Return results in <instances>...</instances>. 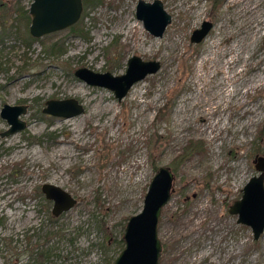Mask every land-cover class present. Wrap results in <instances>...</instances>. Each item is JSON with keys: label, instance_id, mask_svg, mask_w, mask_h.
Returning <instances> with one entry per match:
<instances>
[{"label": "rangeland", "instance_id": "obj_1", "mask_svg": "<svg viewBox=\"0 0 264 264\" xmlns=\"http://www.w3.org/2000/svg\"><path fill=\"white\" fill-rule=\"evenodd\" d=\"M30 1L0 0V109L27 107L26 127L10 135L0 116V264L112 263L160 166L174 179L159 264H264V231L253 239L228 212L264 154V0H161L171 22L160 37L136 18L137 0L83 2L79 33L71 25L39 38L29 34ZM203 20L211 29L191 42ZM54 43L62 53L49 51ZM132 55L160 68L120 100L74 75L122 74ZM69 97L83 113L42 112ZM45 182L75 205L53 216Z\"/></svg>", "mask_w": 264, "mask_h": 264}, {"label": "water", "instance_id": "obj_2", "mask_svg": "<svg viewBox=\"0 0 264 264\" xmlns=\"http://www.w3.org/2000/svg\"><path fill=\"white\" fill-rule=\"evenodd\" d=\"M83 10L82 0H31L29 34L39 38L48 33L75 24ZM135 15L144 29L151 35L160 37L171 22V15L165 10L161 0H137ZM212 23L203 20L190 35L191 42H200L207 35ZM264 47V37H263ZM160 68L157 60H142L132 55L127 60L124 73L113 75L109 71L95 72L86 67L77 68L74 75L91 86L111 90L116 99H122L134 83ZM27 111L26 105L4 104L0 116L6 120L8 128L1 133L7 136L26 127L20 115ZM42 112L69 118L84 112V105L76 98L48 99ZM254 167L256 175L243 185L241 197L228 208L236 215V222L249 226L253 239H258L264 231V154L256 155ZM174 175L167 166H160L152 176L143 198L141 210L128 217L122 234L123 248L112 264H159L162 244L158 237V223L162 208L170 199ZM41 191L52 202L51 213L58 216L72 208L76 198L58 185L45 182Z\"/></svg>", "mask_w": 264, "mask_h": 264}, {"label": "trees", "instance_id": "obj_3", "mask_svg": "<svg viewBox=\"0 0 264 264\" xmlns=\"http://www.w3.org/2000/svg\"><path fill=\"white\" fill-rule=\"evenodd\" d=\"M17 1L19 2L20 0H17ZM83 2H84V7L97 6V5L102 3V0H83ZM16 12H18L19 14H23L24 17L28 18V14H27L26 10L21 11V9L19 8V9H17ZM5 29H6V27L2 26L1 32H4ZM71 30H74L77 33H79V29H78V27L76 25L71 26ZM1 32H0V37H1V34H2ZM49 51L51 53H62L63 52L62 49H61V44L58 45V43H54L53 45H51L49 47ZM104 236H105L106 240L110 239V236L108 234H105ZM116 242L119 244V251H120L123 248V239H122V237L120 239L116 240ZM114 259H115V257L113 258V261H114ZM112 263L109 261L107 264H112Z\"/></svg>", "mask_w": 264, "mask_h": 264}, {"label": "bare ground", "instance_id": "obj_4", "mask_svg": "<svg viewBox=\"0 0 264 264\" xmlns=\"http://www.w3.org/2000/svg\"><path fill=\"white\" fill-rule=\"evenodd\" d=\"M258 1H259V0H258ZM235 2H236V1H235ZM237 2H238V1H237ZM256 2H257V1H256ZM252 3H253V2H252ZM250 5H251V4H250ZM242 7H243V6H242ZM245 7H247V8H250V7H251L250 10L254 9L253 6H249V4L247 5V3H246V6H245ZM243 8H244V7H243ZM247 11H248V10H247ZM254 11H255V10H254ZM251 13H252V12H251ZM259 14H260V13H259ZM127 15H128V14H127ZM254 15H255V14H254ZM250 16H251V15H250ZM129 18H130V17H129ZM122 20H123V19H122ZM120 21H121V20H120ZM126 21H127V20H126ZM121 22H122V21H121ZM121 22H120V23H121ZM124 22H125V20L123 21V23H124ZM127 25H128V24H127ZM130 25H131V24H130ZM130 25H129V26H130ZM139 25L141 26V23H140V22H139ZM122 26H123V25H122ZM132 26H133V25H132ZM141 27H142V26H141ZM117 28H118V27H117ZM128 28L131 29V27H128ZM121 29H122V28H121ZM127 30H128V29H127ZM256 30H257V29H256ZM256 30H255V31H256ZM257 31H258V30H257ZM257 31H256V32H257ZM253 34H254V33H253ZM256 35H257V34H256ZM256 35H253V36H256ZM97 36H98V32H97ZM250 36H251V35H250ZM98 37H99V36H98ZM253 38H255V37H253ZM250 39H251V38H250ZM250 46H251V45H250ZM251 47H252V46H251ZM253 47H254V46H253ZM253 47H252V48H253ZM252 48H251V49H252ZM211 66H212V65H211ZM227 100H228V99H227ZM177 114H179V113H177ZM70 140H71V139H70ZM68 143H69V142H68Z\"/></svg>", "mask_w": 264, "mask_h": 264}, {"label": "flooded vegetation", "instance_id": "obj_5", "mask_svg": "<svg viewBox=\"0 0 264 264\" xmlns=\"http://www.w3.org/2000/svg\"><path fill=\"white\" fill-rule=\"evenodd\" d=\"M152 1V0H151ZM218 0H214V4L217 3ZM212 23V22H211ZM196 29V28H195ZM45 197V196H44ZM49 202H51L50 200H48ZM52 203V202H51ZM52 214V213H51ZM53 215V214H52Z\"/></svg>", "mask_w": 264, "mask_h": 264}]
</instances>
